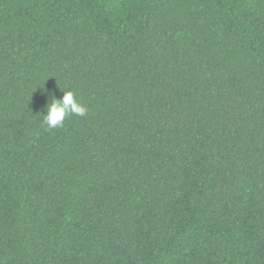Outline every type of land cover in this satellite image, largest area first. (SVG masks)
I'll return each mask as SVG.
<instances>
[{
    "label": "trees",
    "instance_id": "obj_1",
    "mask_svg": "<svg viewBox=\"0 0 264 264\" xmlns=\"http://www.w3.org/2000/svg\"><path fill=\"white\" fill-rule=\"evenodd\" d=\"M0 264H264V0H0Z\"/></svg>",
    "mask_w": 264,
    "mask_h": 264
},
{
    "label": "clouds",
    "instance_id": "obj_2",
    "mask_svg": "<svg viewBox=\"0 0 264 264\" xmlns=\"http://www.w3.org/2000/svg\"><path fill=\"white\" fill-rule=\"evenodd\" d=\"M51 98L42 114V123L49 128L62 127L67 116L84 117L87 115V107L77 101L72 90L63 91L60 99Z\"/></svg>",
    "mask_w": 264,
    "mask_h": 264
}]
</instances>
